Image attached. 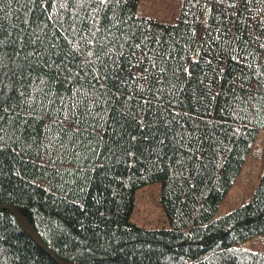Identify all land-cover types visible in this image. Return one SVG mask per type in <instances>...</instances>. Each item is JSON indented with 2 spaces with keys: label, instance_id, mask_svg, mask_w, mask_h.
<instances>
[{
  "label": "trees",
  "instance_id": "obj_1",
  "mask_svg": "<svg viewBox=\"0 0 264 264\" xmlns=\"http://www.w3.org/2000/svg\"><path fill=\"white\" fill-rule=\"evenodd\" d=\"M174 4L0 0V264H264V164L217 216L264 133V0ZM154 183L169 226L132 219Z\"/></svg>",
  "mask_w": 264,
  "mask_h": 264
},
{
  "label": "rangeland",
  "instance_id": "obj_2",
  "mask_svg": "<svg viewBox=\"0 0 264 264\" xmlns=\"http://www.w3.org/2000/svg\"><path fill=\"white\" fill-rule=\"evenodd\" d=\"M156 1L159 2L156 4ZM175 0H143V7L140 10L153 14V16L171 19L175 13ZM159 7H158V6ZM264 133L261 132L252 153L248 157L244 169L237 181L235 187L231 190L228 198L221 205L217 216L222 215L239 205L241 202L248 200L252 191L257 184L263 164H264ZM154 183L150 187L145 186L144 190L140 189L136 194V208L132 219L146 227H165L169 226L168 219L159 203V190ZM149 186V185H148ZM245 246L253 250H264L260 240H251L245 243Z\"/></svg>",
  "mask_w": 264,
  "mask_h": 264
},
{
  "label": "water",
  "instance_id": "obj_3",
  "mask_svg": "<svg viewBox=\"0 0 264 264\" xmlns=\"http://www.w3.org/2000/svg\"><path fill=\"white\" fill-rule=\"evenodd\" d=\"M0 208H9V209H11L12 211H14V213L17 215V216H20V214L16 211V210H14L13 208H11L10 206H7V205H0ZM27 225L29 226V224L27 223ZM30 227V226H29ZM31 230V232H32V235H33V237H34V240L44 249V250H46L50 255H52L55 259H57L56 258V255L50 250V249H48L47 247H46V245L40 240V238L38 237V235H36L34 232H33V230L32 229H30ZM57 261H58V259H57ZM59 262V261H58Z\"/></svg>",
  "mask_w": 264,
  "mask_h": 264
}]
</instances>
